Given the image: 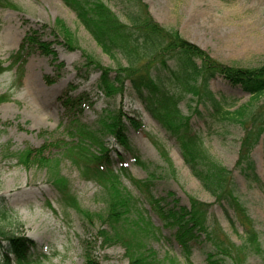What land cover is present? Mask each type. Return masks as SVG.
I'll use <instances>...</instances> for the list:
<instances>
[{"label": "rangeland", "instance_id": "374dc122", "mask_svg": "<svg viewBox=\"0 0 264 264\" xmlns=\"http://www.w3.org/2000/svg\"><path fill=\"white\" fill-rule=\"evenodd\" d=\"M12 1L9 8H0V60L6 67L25 63V77L18 88V66L0 75V95H11L10 101L0 103V203L10 210V236L17 240L11 244L0 238V259L8 253L14 260L10 252L21 248L20 241H29L31 251L46 256L45 264H86L87 255L98 264H209V242L200 243L188 262L175 242L171 245L152 235L154 227L162 228L166 237L174 230L146 199L137 204L139 193L129 180L104 183L82 176L78 164L85 155L103 158L99 147L91 151L74 130L77 125L100 128L101 120L115 112L142 124L137 131L126 120L124 133L147 169L137 165L132 151L107 130L102 152L108 150V159L116 166L122 159L134 178L152 180L157 197L170 195L188 208L192 200L210 204L223 233L242 248L237 250L236 264H264L261 257L243 249V229L235 230L227 221L223 206L191 174L178 145L147 112L130 82L115 87L113 95L100 88L102 72L97 63L113 77L117 66L76 15L61 0ZM102 1L126 22L125 0ZM143 1L159 24L178 29L216 61L234 67L264 66V0ZM28 36H35L48 51L25 43ZM210 89L233 94L238 106L250 109L249 114L264 103V96L255 100L221 77L210 82ZM77 99L81 101L74 107ZM181 108L194 125H204L206 113L199 103L189 106L185 101ZM245 136L239 124H219L210 127L204 139L214 161L231 171L229 190L264 250V193L244 179L245 165L239 162ZM250 137L252 142L259 137L248 156L264 183V121L256 123ZM67 196L74 197V207L61 202Z\"/></svg>", "mask_w": 264, "mask_h": 264}, {"label": "trees", "instance_id": "16d2710c", "mask_svg": "<svg viewBox=\"0 0 264 264\" xmlns=\"http://www.w3.org/2000/svg\"><path fill=\"white\" fill-rule=\"evenodd\" d=\"M61 1L76 15L79 23L91 35L103 53L117 66L113 77L109 70L97 63L102 72L100 88H104L113 95L116 94L115 87L118 88L126 81L130 82L147 112L166 129L178 145L191 174L200 182L203 189L215 196L217 202L223 206L227 221L235 230L238 227L243 229L245 239L243 249L252 251L264 260V250L261 248L258 235L251 224L247 223L249 219L246 212L233 195L234 193L232 194L229 190L232 173L214 161L204 139L210 127L219 124L241 125L246 132L239 157L240 164L245 165L241 171L242 175L248 182L260 187L264 193V183L248 156L259 139L258 137L252 142L250 136L256 123L260 120L264 121V103L259 104L257 111L252 110L249 114L250 109L238 106L239 100L233 94L214 93L210 89V82L221 77L230 86L240 87L252 98L259 100L264 96V66L234 67L216 61L199 46L185 39L178 29L159 24L143 0H125L127 3L123 10L125 23L102 0ZM12 4V0H0V8H9ZM56 26L68 39V33L62 30L60 22H57ZM29 42L32 45H38L43 51H48L45 44L37 41L35 36H28L25 39V43ZM89 62L93 63L94 60L90 59ZM12 70L16 71L15 82L20 88L25 77V63L14 62L6 67L0 60V75ZM152 72L155 74L152 75ZM10 99L9 94L0 95V103ZM68 101H70L69 97H66L65 102ZM76 101L74 107L81 99ZM185 101L189 106L194 102L203 106L206 113L204 125L201 127L194 125L191 118L185 116L181 108ZM126 120L135 130L142 129L140 122L115 112L111 113L110 118L101 120L100 128L77 125L78 129L74 130L77 137L84 141L83 143L91 151L94 147H99L103 158L98 159L94 154L93 157L85 155L84 162L78 164L84 179L104 183L110 181L118 183L120 178L129 180L139 193V197H135L137 204L139 202L144 204L146 199L174 230L173 234L166 237L163 235L162 228L154 227L151 228L152 235L171 245L175 242L186 261L191 260L193 251L205 241L212 247L207 255L209 264H236L239 256L237 250L242 248L235 247L230 238L223 233L220 223L210 212V204L192 200L188 208L170 195L157 197L152 190V180L134 178L124 160L119 159L116 166L113 160L108 159V150L102 152L105 146L102 135L108 130L114 133L123 148L132 151L134 162L147 169L140 159L139 152L125 136ZM61 202L66 207L76 205L73 196L62 198ZM116 208L117 205L114 206V209ZM124 208L125 205L119 211L122 212ZM10 225V210L0 203V238L12 244L17 240L10 236ZM19 243L21 248L10 252L14 255V260H11L6 253L5 259H0V264H45L44 254L31 251L32 242L20 241ZM86 264L98 263L92 256L87 255ZM148 264L163 263L152 261Z\"/></svg>", "mask_w": 264, "mask_h": 264}, {"label": "bare ground", "instance_id": "6f19581e", "mask_svg": "<svg viewBox=\"0 0 264 264\" xmlns=\"http://www.w3.org/2000/svg\"><path fill=\"white\" fill-rule=\"evenodd\" d=\"M51 1H52V0H51ZM51 1H50V2H51Z\"/></svg>", "mask_w": 264, "mask_h": 264}]
</instances>
